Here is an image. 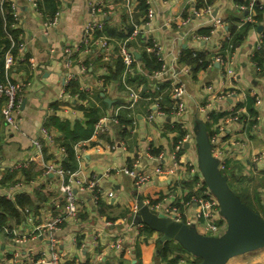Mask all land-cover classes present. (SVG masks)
Here are the masks:
<instances>
[{
	"label": "crops",
	"instance_id": "obj_1",
	"mask_svg": "<svg viewBox=\"0 0 264 264\" xmlns=\"http://www.w3.org/2000/svg\"><path fill=\"white\" fill-rule=\"evenodd\" d=\"M15 1L21 9L23 54L18 46L17 53L12 51L15 40L8 48L0 45V81L23 85L22 109L18 126L12 129L2 112L5 98L0 102V198L10 195V200L21 199L23 204L15 203L13 210L0 209L4 216L0 259L49 264L43 260L56 251L62 264H166L180 251L163 256L156 247L165 243L161 233L144 230L145 224L130 219L139 195L158 211L179 203L184 222L203 234H223L227 223L212 229L197 216L194 205L186 204L200 192L197 183L202 174L192 168L199 167L196 134L207 123L217 134L214 154L226 161L225 170L235 188L264 212V62L254 58L256 51L264 50V0H255L262 5V19L255 18L235 46L227 43L232 26L241 28L251 22L241 8L245 4L238 0H212L210 4L207 0H64L66 7L54 25L49 24V9L36 8L31 0ZM6 3L0 0V13L6 37L11 38L5 25ZM96 6L100 8L96 16L104 26L95 34L91 50H72L68 65L65 49L79 44L83 25L93 17ZM150 6L156 15L146 26ZM193 8L201 15H194ZM151 38L163 46L166 68L159 76L154 72L162 69L160 60L154 69L143 64L144 55L150 54ZM103 40L106 46L101 45ZM124 41L136 59L130 73L120 54ZM9 50L14 61L7 67ZM187 50L205 54L207 65L188 61ZM175 83L183 84L186 91L187 110L179 118L172 111ZM248 96L261 100L255 101L257 115L248 109ZM89 111L116 120L108 131L78 140L81 153L75 148L77 141L70 155L51 118L68 120L71 128L77 121L86 127ZM214 115L220 116L217 121ZM42 126L53 135V142L45 140ZM189 132L195 140L183 142ZM36 138L43 140L44 157L28 167L14 168L15 162L30 156ZM258 155L263 159L256 160ZM136 160L148 176L141 187L123 170L132 168ZM49 164L66 171H48ZM71 172L83 183V190L71 179ZM67 183H73L77 192L79 210L74 216L68 212L62 191ZM157 197L160 200L153 203L151 199ZM262 248L234 255L226 264H264ZM178 264L188 263L180 260Z\"/></svg>",
	"mask_w": 264,
	"mask_h": 264
},
{
	"label": "built area",
	"instance_id": "obj_2",
	"mask_svg": "<svg viewBox=\"0 0 264 264\" xmlns=\"http://www.w3.org/2000/svg\"><path fill=\"white\" fill-rule=\"evenodd\" d=\"M7 1V8L11 14V17L13 19L12 21V26L15 28L21 29V9L18 5V3L15 0H4V2ZM33 5L38 8V3L37 0H31ZM59 2L58 4V9L56 10L55 14L49 17V24H56L60 16L63 12V9L66 7L65 1L64 0H56ZM241 8L243 10H248L246 20L254 22L255 21V0H250L249 3L245 5H241ZM208 11H210V8H207ZM207 10H205L207 12ZM100 11L99 6L93 7V17L89 18L85 24L83 25L82 28V33H81V39L78 45L76 47H67L65 50L68 55V60L67 64L70 65L72 63V58L71 54L73 53L74 50H86L89 51L91 50L92 43L94 42L95 34L101 30L104 26V22L98 15ZM193 13L194 15L198 16L201 15V11H199L196 8H193ZM156 11L153 6L147 7V13H146V20L144 24L147 26H150V24L153 22L155 19ZM22 36V32L19 35L17 42L18 46V51L20 54H23V42L20 40ZM102 46L107 45V41L103 40L101 42ZM260 47V44H259ZM147 50L150 53H153L156 55L158 60L162 62L161 66L162 69H159L154 72L156 76L161 75L162 71L165 70L166 68V63L164 62V54H163V46L162 44L155 38L150 39V43L148 42L147 44ZM120 54L122 57V60L125 65V71L127 73H130L134 69V64L136 63V59L134 56V53L131 51V49L128 46L127 41L122 42L121 47H120ZM14 61V55L11 52V50L7 51L6 56H5V64L7 67H9ZM31 65L36 68L37 63L34 58L31 59ZM257 68H259L257 64ZM72 77V75H70ZM71 79L68 78L67 81ZM22 84L19 82H13L11 80L7 81H0V102L2 101L3 98H5V105L2 108V112L5 116V119L10 126V128L15 129L18 126L19 123V114L22 109V96H21V91H22ZM66 87V86H65ZM74 97L77 98V94H74ZM131 97L135 99L137 95L132 92ZM172 97L174 99V105H173V115L176 118H179L184 115V113L187 110V104L185 102V97H186V91L184 89L183 84H178L175 83L172 87ZM261 100L260 98H256V103H260ZM112 120H116L114 116H104L100 118L95 126H94V131L93 133L98 134V133H103L106 132L110 129V123ZM41 132L45 136V140L53 142V135L49 132L48 128L45 126L41 127ZM214 134V133H213ZM210 136V141L212 144H216L217 140V134L215 133L214 135ZM195 140V135L194 133H187L186 136L183 139V142H189ZM214 146V145H213ZM83 146L81 145V142H77L75 145V148L78 152V154L81 153V150ZM215 148H213V154H214ZM215 155V154H214ZM216 156V155H215ZM44 157V147H43V140L40 138H36L33 141V149L32 153L30 156L23 160H19L15 162L14 168L16 169H21L30 166L33 164L36 160L41 159ZM256 160H261L263 157L261 155H258ZM139 160H136L134 163V166L131 167H125L123 170L126 174H129L137 187H141L144 185V183L147 181L148 176L144 174V172L139 168L138 164ZM220 168L221 170L225 169L227 166V163L225 160H219ZM195 167L192 168V171L195 172L197 171L200 173L199 167L197 165H194ZM48 171L56 169L59 173H65V168L60 167V168H55L54 165L49 164L47 165L46 168ZM158 172H163L162 169L159 167L157 168ZM75 173L71 172L70 176L73 181L78 184L79 189L83 190L84 186L83 183L79 180L74 178ZM94 183H90L89 186L92 187ZM197 186L200 190V192L196 195H193L187 202L189 206L194 205L197 209V216L201 218L203 221H207L208 225L210 228H221L223 225L227 223V220L221 213L220 209V203L216 195L213 193L209 185L206 183V180L204 176L202 175L200 178H198V183ZM62 191L64 192L65 199L67 201L68 205V212L71 215H76L78 210H79V202L77 199V192L75 189V186L73 183H67L62 186ZM113 192H109V196H113ZM7 198H11L12 196L6 195ZM154 208V207H153ZM136 211V210H135ZM169 216H173L177 220H182L181 217V207L179 203H173L169 206H166L163 208V212ZM117 246H120V242L117 243ZM182 262H187L189 264H195L194 258L192 259H186V258H181ZM45 263L49 264H62V260L60 258V255L56 251L51 252V257L50 259H45L43 260ZM14 263V262H13ZM11 260H2L0 259V264H13Z\"/></svg>",
	"mask_w": 264,
	"mask_h": 264
},
{
	"label": "water",
	"instance_id": "obj_3",
	"mask_svg": "<svg viewBox=\"0 0 264 264\" xmlns=\"http://www.w3.org/2000/svg\"><path fill=\"white\" fill-rule=\"evenodd\" d=\"M263 26L260 25L259 29ZM199 167L206 183L219 200L227 228L221 235L199 232L196 227L177 220L144 202L138 196L137 210L130 214L134 224H145L161 233L163 241L176 240L201 259L199 264H226L234 255L264 247V214L253 210L230 187L213 154V144L206 126L196 134Z\"/></svg>",
	"mask_w": 264,
	"mask_h": 264
},
{
	"label": "trees",
	"instance_id": "obj_4",
	"mask_svg": "<svg viewBox=\"0 0 264 264\" xmlns=\"http://www.w3.org/2000/svg\"><path fill=\"white\" fill-rule=\"evenodd\" d=\"M208 3L210 4L212 2V0H207ZM250 0H238L239 4H247L249 3ZM38 3V8L41 10H45V9H49L51 11V15L55 14L56 10L58 9V2L55 0H37ZM7 5V3H6ZM147 9V8H146ZM255 10H256V14H255V18L260 21L262 19V14H263V9H262V5L258 2L255 1ZM245 13H248V10H243ZM6 17H7V24L6 28H7V32L9 34V36L11 38L6 37V33H5V27H4V18L2 16V14L0 13V45L4 46L5 48H8L12 45V40L17 41L19 38V35L21 33V29L19 28H15L12 26V17L11 14L9 12V10L7 9L6 12ZM254 25L252 22H247L245 23L241 28H238L237 26H232L231 28V40L227 41V43L230 45L232 43V46L237 45L238 43H240L245 36L248 33V30L250 29V27ZM264 33V32H263ZM264 35V34H263ZM222 48H224V44L222 46ZM12 51L14 53H17V45L15 44L14 47L12 48ZM187 55L185 56V58L190 61V62H199V60L202 61V65L206 66L208 63V60L204 59V55L205 54H197V53H193V51L187 50ZM225 52L223 51L221 53V55H224ZM254 58L257 59L260 62H264V50L260 49L258 51L255 52L254 54ZM4 61L2 59L1 64H3ZM159 61L158 58L156 57L155 54L150 53V54H145L143 57V64L145 67H148L149 69H154V68H158L159 67ZM152 71V70H151ZM68 86V85H67ZM255 96H248L247 99V106L248 109L251 113V115H257V111L254 109V105H255ZM87 115L89 116V120H88V124L87 126H83L80 121H77L74 125L73 128H71V123L68 120H62L60 117L53 115L51 118V123L54 124L58 130L61 132V139H62V144L67 148V151H69V154L72 155L74 151V144L80 140V139H86L89 138L94 131V126L96 124V122L100 119L98 114L95 111H89L87 112ZM219 115H214V119H216V121L219 119ZM255 123V120L250 122V126H252ZM207 130H208V134L212 135L214 132L213 130H211L210 124L207 123L206 124ZM45 153V151H44ZM223 173H227L228 171L223 169L221 170ZM230 185V183H229ZM231 186V185H230ZM160 200V197H157L155 199H151V201H153V203H157ZM15 203H21L23 204V201L21 199H18L17 202H13L12 200H10L9 198L6 197H1L0 198V209H8L9 207L10 209H15ZM14 212V211H12ZM4 216L0 213V224H3V220ZM2 226V225H0ZM144 230H149L150 232H154V230H152L149 226L144 225ZM147 242L148 238H145ZM156 247L159 249L160 253L165 256V255H169L171 253L174 252H179L178 254H176L174 257H171L168 259V261L166 262V264H178V262L181 260V258H186V254L188 253L186 249H184L179 243L177 245L172 244L169 241H165V243L162 246H159L156 244ZM142 251L140 250V245H139V255H141ZM154 256V253H153ZM189 260V259H188ZM201 261V259L199 257H195L194 262L195 264H199ZM69 264V263H67ZM150 264V263H148ZM189 264V263H188Z\"/></svg>",
	"mask_w": 264,
	"mask_h": 264
},
{
	"label": "rangeland",
	"instance_id": "obj_5",
	"mask_svg": "<svg viewBox=\"0 0 264 264\" xmlns=\"http://www.w3.org/2000/svg\"><path fill=\"white\" fill-rule=\"evenodd\" d=\"M263 157V156H262ZM227 175H228V183H230V187L239 195V197L242 199V201H244V202H246L253 210H255V211H259L258 209H257V207L255 206V204H254V202H252L251 200H248V199H246L245 198V196H244V194L243 193H241V192H238V190L235 188V185L233 184V179H232V177L230 176V174L229 173H227ZM261 213L262 214H264V212H262L261 211ZM260 248H262V247H260ZM262 250H264V247L262 248ZM188 254H189V256H191L192 258H194L195 259V255H193L192 253H190V252H188ZM186 257L188 258V259H192V258H190V257H188L187 255H186Z\"/></svg>",
	"mask_w": 264,
	"mask_h": 264
}]
</instances>
